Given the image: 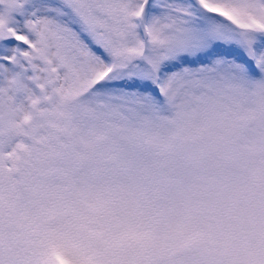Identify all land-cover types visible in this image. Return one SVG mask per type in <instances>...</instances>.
<instances>
[{"label":"snow or ice","instance_id":"obj_1","mask_svg":"<svg viewBox=\"0 0 264 264\" xmlns=\"http://www.w3.org/2000/svg\"><path fill=\"white\" fill-rule=\"evenodd\" d=\"M0 264H264V0H0Z\"/></svg>","mask_w":264,"mask_h":264}]
</instances>
